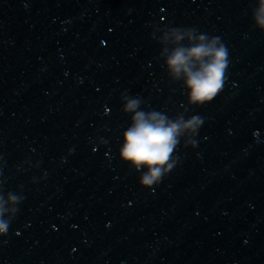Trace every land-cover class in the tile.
I'll return each mask as SVG.
<instances>
[{"label": "water", "instance_id": "water-1", "mask_svg": "<svg viewBox=\"0 0 264 264\" xmlns=\"http://www.w3.org/2000/svg\"><path fill=\"white\" fill-rule=\"evenodd\" d=\"M138 113L177 125L150 186L121 156ZM0 226V264H264V0H73L1 31Z\"/></svg>", "mask_w": 264, "mask_h": 264}, {"label": "clouds", "instance_id": "clouds-1", "mask_svg": "<svg viewBox=\"0 0 264 264\" xmlns=\"http://www.w3.org/2000/svg\"><path fill=\"white\" fill-rule=\"evenodd\" d=\"M203 49H197L190 56L203 57ZM188 57L177 53L170 61L174 70L179 71ZM224 70L223 49L215 53L212 63L200 73L190 75L188 86L192 89V99L211 100L218 92L222 84ZM135 107V102L129 105V110ZM133 126L125 133L124 147L121 156L125 160H131L136 166L147 165L149 173L143 177L141 183L144 186L152 185L160 176L159 169L165 165L175 146L177 125L165 127L164 120L153 113L145 118L143 113H138L134 118ZM3 230V226H0Z\"/></svg>", "mask_w": 264, "mask_h": 264}]
</instances>
